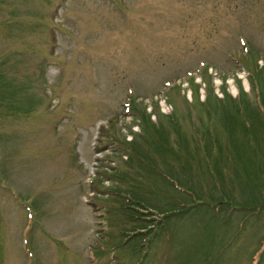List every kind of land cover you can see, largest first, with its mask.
Returning <instances> with one entry per match:
<instances>
[{
  "label": "rangeland",
  "instance_id": "374dc122",
  "mask_svg": "<svg viewBox=\"0 0 264 264\" xmlns=\"http://www.w3.org/2000/svg\"><path fill=\"white\" fill-rule=\"evenodd\" d=\"M263 77L264 0H0V264H264V130L194 139Z\"/></svg>",
  "mask_w": 264,
  "mask_h": 264
},
{
  "label": "trees",
  "instance_id": "16d2710c",
  "mask_svg": "<svg viewBox=\"0 0 264 264\" xmlns=\"http://www.w3.org/2000/svg\"><path fill=\"white\" fill-rule=\"evenodd\" d=\"M251 59L255 60L254 57H251ZM249 65H250L249 69L252 70V72L255 75V78L259 77L258 74L260 71L257 68V64L255 62H253V63L251 62ZM256 80L257 79H254V81H253L254 90L259 89L257 84H255ZM263 80H264V77H263ZM259 92H260V90H259ZM226 97L224 100L221 99V100H218L216 102L215 101H212V102L207 101V103L205 105H203V106L209 107L208 116L213 120V122H212L213 127L211 126V128H210L207 124H204V127L202 126V128H201L202 133L199 132V130L197 129V131L195 132L194 139L199 145L198 151L200 149L203 156L207 159L216 158L214 151H212L210 149L213 147L212 145H215V146L217 144L219 145L220 141H222V144H223L222 139H226L227 142L231 145L234 144V147L235 146L243 147L245 145V142H246L245 137L247 134L250 133V131H252V130L258 131L256 129L257 127H260L262 130H264V96H261V92L258 94V96H255L256 103H257V105H256L257 110H253V112L251 110V112L249 114L247 113L248 112L247 110L249 109L247 106V103L245 102V100L242 101V99L244 97L240 96L238 98V102H235V100L232 101L230 98H228V97L226 98ZM226 99H229L233 103L229 105V102H226ZM257 116H259V118L262 122L259 121L260 124L254 125L253 121H258L256 119ZM141 117L145 119V117H143V116H141ZM145 120H143V121H145ZM233 135L236 136V138H237L236 140H234ZM206 141H207V144H206ZM229 144H227V146H229ZM216 147L219 150L218 146H216ZM218 155H219V153H218ZM214 160H216V159H214ZM147 164H149V163H147ZM149 165L151 166V169L155 171V174H159V172H158L159 169L157 167H155L152 164H149ZM151 169H149V167H148L147 170L151 171ZM213 169L219 175V173H218L219 170L217 169V166H214ZM164 176H165V180L167 182H169V181L172 182V183L169 182L170 185L174 184V182H173L174 178H172L168 174H164ZM171 178H172V181H171ZM187 181L190 183V185H193V183L190 182V180H187ZM219 186H220V184H219ZM176 190H178V189H176ZM191 190L192 189L186 188V190H184V191H181V190H179V191H181V193L186 192L187 196L192 198L193 203H194L196 200V197H195V193L193 194V192ZM219 191H220L219 194L221 195V193H222L221 189ZM259 191L260 190H258L257 192H259ZM117 195H120V193H117ZM255 197L256 196L254 195V193H252L250 195V198L252 199V201L249 202L250 204L255 203V205L253 204L255 209L254 208L251 209V207L246 206L247 207L246 209H248L249 217L253 213H255V212L257 213V211L260 210V207H262L264 205V198H263V202L259 203L258 200L256 201ZM123 199H126V202L122 206V208H123L122 210L126 213L125 215L128 218H130L132 222L137 223L139 225H133L131 231L130 230L127 231L125 229L121 230L120 236L123 237L122 241H121L122 245L125 244V237L130 236L128 234L129 232L133 233V237H136L139 239L141 236H143L144 234H147L149 232L151 234H153L154 237L155 236L157 237V235L159 234V231H163L162 227L164 225V222L168 218L167 214H164V213L158 214L157 213L161 218L156 219V217L152 211L148 210V212H144V211H147V209L142 206L143 204L141 202L136 201L133 198H130L129 196L128 197L125 196V197H123ZM212 200H214V199H212ZM221 203H224V202L215 203V205H213V209H215V211H217L221 207L220 206ZM132 205H133V208L127 207V206H132ZM177 206L181 207L182 209H187L186 206L184 205V203L178 204ZM227 207L229 210H231V208L232 209L236 208L232 204V202L227 203ZM138 246H140L139 248H141L142 242L139 243ZM222 251L223 250H220L219 254Z\"/></svg>",
  "mask_w": 264,
  "mask_h": 264
}]
</instances>
